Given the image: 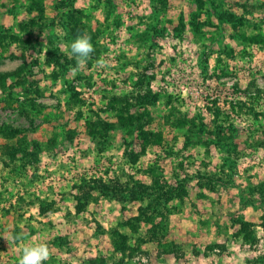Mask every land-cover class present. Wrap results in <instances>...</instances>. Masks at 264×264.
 I'll use <instances>...</instances> for the list:
<instances>
[{
  "label": "rangeland",
  "instance_id": "1",
  "mask_svg": "<svg viewBox=\"0 0 264 264\" xmlns=\"http://www.w3.org/2000/svg\"><path fill=\"white\" fill-rule=\"evenodd\" d=\"M31 3L0 0V32L24 39L0 47V72L31 63L26 82L13 78L12 91L0 90V264H18L22 248L39 243L51 254L44 264L99 257L106 264H264V194L255 189L264 180V143L257 145L264 142V0H42V14ZM31 20L38 25L19 29ZM83 34L97 43L77 67L70 44ZM165 90L176 111L204 123L209 145L184 147L186 128L163 126L170 106L153 94ZM111 101L144 118L140 123L152 116L148 127L172 145L148 147L132 165L129 154L142 152L136 134L119 128L92 137L85 120L100 130L97 122L116 123ZM34 103L48 106L46 116ZM231 142L238 167L226 182L219 172ZM152 165L164 169L163 188L144 171ZM132 178L151 194L124 203L92 185ZM84 179L90 183L80 185ZM83 191L93 198L79 212L76 195ZM39 200L55 211L42 214ZM141 208L159 213L168 231L147 226ZM115 228L129 237L125 254L112 244ZM24 229L30 235L17 242Z\"/></svg>",
  "mask_w": 264,
  "mask_h": 264
},
{
  "label": "trees",
  "instance_id": "2",
  "mask_svg": "<svg viewBox=\"0 0 264 264\" xmlns=\"http://www.w3.org/2000/svg\"><path fill=\"white\" fill-rule=\"evenodd\" d=\"M160 1L166 4V0H160ZM31 2H32L31 3V9L38 10L42 14L43 13L42 0H31ZM36 22H37L36 20H31L30 22L29 21L24 22L20 25L19 29L21 31H28L27 27H29V26L34 27V26L38 25V24H35ZM30 36H31V33L29 32L27 35V38H30ZM96 39L97 38H95L94 36H93V38H91V41L94 44V46L97 43ZM22 40H24V39H22V37L19 34L11 33L8 30L7 31L2 30L0 32V47H1L2 51H6L7 49H9L11 47L12 42L16 41L17 43H21ZM21 55L25 58H28V55L26 57V53L24 51H22ZM51 57H52V59L58 58L55 51H53V53H51ZM70 61L72 62L73 65L77 66L75 58H72ZM60 63L61 64H59V63L58 64L62 67V69H64L66 67V65L63 64L61 61H60ZM30 64L31 63L29 61H25V63H23L21 66H19L15 70L0 72V90L2 92H5V93L9 89L12 91L13 86L10 87V86H8V84H9V82L11 83L13 81V78L16 79L17 82H19V81H23V82L25 81L26 82V80H24L26 75L31 73ZM71 89L73 90L75 88L72 86ZM37 93L39 94L40 92L37 91ZM153 95H154V97L157 98V100H159L160 97H162L164 95V98L167 99V101H166L167 107H168V105L170 106V108H168V113L165 115L163 126L165 128H168V131H173V132H174V130L186 128L185 140L183 142L184 147L186 146L189 149H191L197 145H203V146L209 145L210 140L208 141L204 137L205 136V133L203 131V129L205 128V126L203 125L204 123L202 122L201 125H198L195 116H191V115L187 114L186 112H182L180 110L176 111L177 108L172 105V100L174 98L172 96L173 95L172 93H169L168 90H165L164 92H159V93L153 94ZM116 100H118V98H116ZM112 101H115V100H112ZM112 101L110 102L112 107L109 106V108L114 113H116V116H117L116 123L115 122H97L98 125H103L102 126L103 128L100 130V129H97L96 127H93V124L96 123L93 121V119L90 118V119L85 120V125L87 127H89L90 134L92 137H94L95 139H99V138L102 139L103 137L105 138L108 135V131L110 129H119V128L127 129V130H129V132L136 134V138L139 141H141V145H142L141 151L142 152L129 154L128 160L130 161V163L132 165H135L139 162V158L141 155L146 156L147 151L150 147H155V148L163 149L164 151H166L167 145L168 146L172 145V144H169L170 141H167V145L164 143L162 130L158 129L156 131H153V129L148 127L149 122L152 121V118H153L152 116L150 119L148 117V119L145 120V123H140V120L144 119V118L135 117L132 113H130V111L125 106H121V107L117 108L118 105ZM150 102L151 101H149L148 103H150ZM33 107H34L33 109H35L34 112H36V114L46 116L45 112H46V109L48 106L34 103ZM232 110H234L238 113H240V112L249 113L247 108H245L243 106H238V108H235V106H233ZM107 111H109V110L106 109L104 112H107ZM96 115L99 117V111L96 112ZM150 123H152V122H150ZM224 137H225V135H224ZM260 143L263 145L264 142H257V145H259ZM224 147H225V153L223 156V162L220 165L221 171L219 172V174L225 173V177L222 176V177H224L223 181L228 182L230 180L231 176H233L237 171L239 155L237 154L235 157H234V155L237 152L238 146L234 145V143L231 142V144L224 145ZM35 148H36V146H35ZM37 151L39 152L40 148ZM170 154H171V151L167 152V156H170ZM178 161L181 165L182 160L178 158ZM144 169H145L144 170L145 172L147 170H149L147 173L150 175L151 180L153 177L155 178V181L157 182L159 188L164 187V185L159 182V177H160L161 173L164 171V169L162 168L161 165L160 166L152 165V166H149L148 168H144ZM132 174H130V177H134V175H132ZM210 178L212 179L214 177L210 176ZM217 178L221 179V178H219V176H217ZM132 179H131V181H132L131 184H130V181L127 180L126 183L119 182V184H116V186H114V187L106 184V182L103 179H99V180L94 179V182L92 183V185H94V187H96V188H100V189L105 190L104 193H106V195H109L110 197H113L114 199L116 198L118 201H121V202L123 201L124 203L133 202V201L136 202L138 200H143V198L145 196L151 194V193L149 194L147 192V189H149L148 186H146V185L144 186L141 183V181L137 178H135L133 180ZM218 179H216V181ZM89 183H90V180L84 179V182L80 185H88ZM210 187H212L210 189V191L214 192L215 191L214 185L212 184V186H210ZM255 189H256V191L260 192L261 194H264V180H260L257 183V186ZM198 191H200V190H198ZM154 192L159 193L160 194L159 198L163 199L161 192H158V190H156V189ZM182 194H185V193H181V195ZM203 196L206 197L204 192H203ZM76 197L79 200L78 201V211L79 212L83 211L85 209L86 202H88L90 200V198L91 199L93 198V196L90 193H87L84 191L82 192V194L76 195ZM39 203H40V212L42 214H48V213L55 211L53 204L50 205L43 200H39ZM148 206L152 207V205L150 203L148 204ZM140 210L142 212L141 214L144 218V221L147 223V226L150 225L151 227L152 226L157 227L158 224H161L163 230H165L166 232L168 231L166 228L168 225L166 224L165 221H163V218H161L159 221L157 220L156 215L159 213H156L155 215H151V214L148 215L145 211L142 210V208ZM127 223L133 229L139 230L140 224L138 222H136V224H131L130 221ZM241 224H242L241 225V231L247 230L246 222H241ZM19 229H21V228H19ZM21 230H23V229H21ZM29 235L30 234H29V231L27 229H24V231L21 235H19V233L17 232L15 234V236L17 238L16 241L18 242L22 238H25L26 236L28 237ZM245 237H246V239H249L251 236L249 234L245 233ZM111 238H112V244H113L114 248L116 250H120L122 252V254H125V251H127L128 247H129V246H127V239L129 237L120 233L118 231V229L115 228V229H112V231H111ZM150 241H153V239ZM135 251H137L136 248H133L132 253H134ZM89 262L92 264H106V260H104L102 257L91 258L89 260Z\"/></svg>",
  "mask_w": 264,
  "mask_h": 264
},
{
  "label": "clouds",
  "instance_id": "3",
  "mask_svg": "<svg viewBox=\"0 0 264 264\" xmlns=\"http://www.w3.org/2000/svg\"><path fill=\"white\" fill-rule=\"evenodd\" d=\"M95 51L91 37L87 34L78 35L70 44V57L75 58L77 67L83 66L91 58ZM97 64L104 66L103 60H97ZM50 250L46 243L25 245L18 264H44L50 258Z\"/></svg>",
  "mask_w": 264,
  "mask_h": 264
}]
</instances>
